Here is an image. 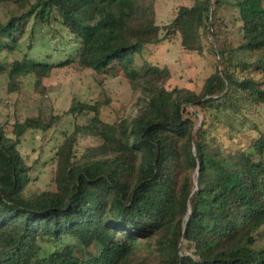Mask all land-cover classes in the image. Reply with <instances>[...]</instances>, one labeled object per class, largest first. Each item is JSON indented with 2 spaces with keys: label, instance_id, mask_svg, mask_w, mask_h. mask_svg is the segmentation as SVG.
Returning <instances> with one entry per match:
<instances>
[{
  "label": "trees",
  "instance_id": "1",
  "mask_svg": "<svg viewBox=\"0 0 264 264\" xmlns=\"http://www.w3.org/2000/svg\"><path fill=\"white\" fill-rule=\"evenodd\" d=\"M156 3L0 0V74L10 84L76 62L105 76L122 71L136 95L132 113L114 122L102 118L108 100L72 102L66 114L92 116L57 148L54 188L33 186L20 145L61 116L0 123V264H264V129L242 131L247 142L235 150L209 140L211 121L239 108L238 94L264 106L255 76L264 72V0H196L164 26ZM32 17L68 31L69 57L4 64ZM202 31L213 37L218 64L200 92L169 88L168 65L131 66L147 44L177 34L186 50L203 53Z\"/></svg>",
  "mask_w": 264,
  "mask_h": 264
},
{
  "label": "rangeland",
  "instance_id": "2",
  "mask_svg": "<svg viewBox=\"0 0 264 264\" xmlns=\"http://www.w3.org/2000/svg\"><path fill=\"white\" fill-rule=\"evenodd\" d=\"M29 1L31 4L36 2ZM195 1L157 0V23L161 26L170 23L180 6H191ZM5 8L8 13L7 9H13L14 4L10 3ZM1 16L5 18L3 10ZM229 20L230 39L238 44L241 39L239 24L234 22L232 16ZM201 33L203 53L186 50L181 43V36L177 34L173 40L147 44L141 53L133 55L131 66L142 69L146 63L168 65L172 71L169 88L188 87L200 92L205 80L216 70L218 64L213 37L205 31ZM71 38L58 21L52 19L47 26L35 23L32 17L25 33L18 36L19 47L10 53H4L1 61L10 64L16 60L37 59L58 63L69 57L67 51L74 44ZM255 76L264 81V72H255ZM241 95L243 94H238L235 99L239 108L230 107L220 118L211 121L209 140L226 151L235 150L240 144L247 142L242 131L252 130L255 126L264 129V106H256ZM74 100L89 103L108 100L102 105V118L114 122L119 116L132 113L136 95L122 71L114 76H105L81 67L76 62L54 68L47 77L38 78L33 74L18 77L16 87L9 83L5 75L0 74V123L12 125L16 119L24 120L27 116L39 113L47 121L52 115L61 116L47 131L29 130L22 139L21 153L33 167L35 188H54V157L57 148L66 135L74 131L76 124H87L92 116L81 114L74 117L66 114ZM236 137H240V140ZM82 144L83 141L77 146L80 151ZM263 244L264 238L259 242L260 246Z\"/></svg>",
  "mask_w": 264,
  "mask_h": 264
}]
</instances>
